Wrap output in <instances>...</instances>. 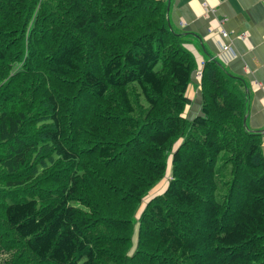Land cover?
<instances>
[{
	"label": "trees",
	"instance_id": "16d2710c",
	"mask_svg": "<svg viewBox=\"0 0 264 264\" xmlns=\"http://www.w3.org/2000/svg\"><path fill=\"white\" fill-rule=\"evenodd\" d=\"M168 8L0 0V264H264L246 83L204 63L186 118L197 64Z\"/></svg>",
	"mask_w": 264,
	"mask_h": 264
},
{
	"label": "crops",
	"instance_id": "0c3cea01",
	"mask_svg": "<svg viewBox=\"0 0 264 264\" xmlns=\"http://www.w3.org/2000/svg\"><path fill=\"white\" fill-rule=\"evenodd\" d=\"M167 2L170 20L184 35L185 47L195 58L196 70L214 60L231 75L243 79L249 96L247 126L252 131L264 132V0ZM222 30L230 37L222 39L219 35ZM244 34L245 41L240 39ZM223 44L229 46L228 51H222ZM193 81L187 96L193 102L196 95L199 107L192 111L187 108L184 116L188 119L201 110V93L198 94L201 83Z\"/></svg>",
	"mask_w": 264,
	"mask_h": 264
},
{
	"label": "rangeland",
	"instance_id": "374dc122",
	"mask_svg": "<svg viewBox=\"0 0 264 264\" xmlns=\"http://www.w3.org/2000/svg\"><path fill=\"white\" fill-rule=\"evenodd\" d=\"M200 70H201V67L199 68ZM198 69V70H199ZM204 69V68H203ZM198 70H196L195 72H197ZM194 80V79H193ZM194 82V81H193ZM201 91H202V88L200 87V91H198V94H200L201 93ZM199 97L201 98V94L199 95ZM196 99V100H195ZM197 96L196 95H194V101L192 102V105H190V106H188V111H192V108H193V110L195 109V110H197V108H196V106H198V104H197ZM199 107V106H198ZM195 113V112H194ZM199 113H200V111H199ZM196 117V116H195ZM190 119H192V118H190ZM182 144V140H180L179 142H177L176 143V145H175V150H177L179 147H180V145ZM169 160H171V156H170V159ZM170 164H171V161H170V163H169V167H170ZM170 179H171V172H170V168H169V170H168V173H167V176H166V178L159 184V185H157L151 192H150V194L143 200V203H142V205H141V207H140V209H139V212L137 213V215H136V218L137 219H139L140 218V216H141V214L143 213V211L145 210V208H146V206H147V204L149 203V201H150V199H152L153 197H155V196H160V195H162L163 194V192L165 191V189L167 188V186H168V183H169V181H170ZM137 231H138V226H136V234H135V236H134V247H133V249H132V251H131V253H130V255H132L133 254V252H134V250H135V248H136V244H137Z\"/></svg>",
	"mask_w": 264,
	"mask_h": 264
},
{
	"label": "built area",
	"instance_id": "2783aa9c",
	"mask_svg": "<svg viewBox=\"0 0 264 264\" xmlns=\"http://www.w3.org/2000/svg\"><path fill=\"white\" fill-rule=\"evenodd\" d=\"M219 35L221 36L222 39H227L230 37V34L227 33L226 31L222 30L219 32ZM240 39L245 41L247 39V35H241ZM222 51L226 52L229 49V46H227L226 44L221 45ZM203 68H204V63L202 64L201 70L199 69L197 72H195V76L194 79L195 81L201 83V80L203 78Z\"/></svg>",
	"mask_w": 264,
	"mask_h": 264
},
{
	"label": "water",
	"instance_id": "95a60500",
	"mask_svg": "<svg viewBox=\"0 0 264 264\" xmlns=\"http://www.w3.org/2000/svg\"><path fill=\"white\" fill-rule=\"evenodd\" d=\"M168 10H169V8H168ZM247 122V117L245 118V123ZM259 132V131H258ZM261 133V132H260ZM261 134H264V132H262Z\"/></svg>",
	"mask_w": 264,
	"mask_h": 264
}]
</instances>
